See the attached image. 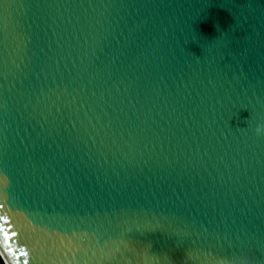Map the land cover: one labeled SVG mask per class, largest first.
Segmentation results:
<instances>
[{"label":"water","instance_id":"1","mask_svg":"<svg viewBox=\"0 0 264 264\" xmlns=\"http://www.w3.org/2000/svg\"><path fill=\"white\" fill-rule=\"evenodd\" d=\"M261 125L264 0H0L11 264H264Z\"/></svg>","mask_w":264,"mask_h":264},{"label":"clouds","instance_id":"2","mask_svg":"<svg viewBox=\"0 0 264 264\" xmlns=\"http://www.w3.org/2000/svg\"><path fill=\"white\" fill-rule=\"evenodd\" d=\"M256 131L258 134H264V125L259 126Z\"/></svg>","mask_w":264,"mask_h":264},{"label":"bare ground","instance_id":"3","mask_svg":"<svg viewBox=\"0 0 264 264\" xmlns=\"http://www.w3.org/2000/svg\"><path fill=\"white\" fill-rule=\"evenodd\" d=\"M0 250L3 252L4 257L6 258L5 260L7 261L8 264H11L10 260L8 259L7 255L5 254V252L2 250L1 246H0Z\"/></svg>","mask_w":264,"mask_h":264},{"label":"built area","instance_id":"4","mask_svg":"<svg viewBox=\"0 0 264 264\" xmlns=\"http://www.w3.org/2000/svg\"><path fill=\"white\" fill-rule=\"evenodd\" d=\"M0 258H1L3 264H8L7 261L4 258L1 257V255H0Z\"/></svg>","mask_w":264,"mask_h":264},{"label":"trees","instance_id":"5","mask_svg":"<svg viewBox=\"0 0 264 264\" xmlns=\"http://www.w3.org/2000/svg\"><path fill=\"white\" fill-rule=\"evenodd\" d=\"M0 263L3 264L1 258H0Z\"/></svg>","mask_w":264,"mask_h":264}]
</instances>
